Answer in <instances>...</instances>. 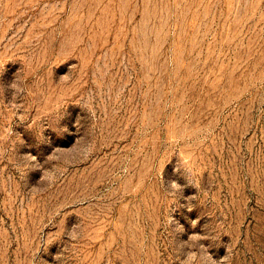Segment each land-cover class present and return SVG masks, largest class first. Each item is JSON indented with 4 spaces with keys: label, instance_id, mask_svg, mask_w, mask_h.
Listing matches in <instances>:
<instances>
[{
    "label": "rangeland",
    "instance_id": "1",
    "mask_svg": "<svg viewBox=\"0 0 264 264\" xmlns=\"http://www.w3.org/2000/svg\"><path fill=\"white\" fill-rule=\"evenodd\" d=\"M0 264H264V0H0Z\"/></svg>",
    "mask_w": 264,
    "mask_h": 264
}]
</instances>
